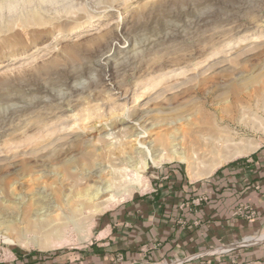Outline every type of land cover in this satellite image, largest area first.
<instances>
[{
    "label": "rangeland",
    "instance_id": "rangeland-1",
    "mask_svg": "<svg viewBox=\"0 0 264 264\" xmlns=\"http://www.w3.org/2000/svg\"><path fill=\"white\" fill-rule=\"evenodd\" d=\"M250 75L258 79L237 85ZM263 103L264 0H0V219L16 228L3 231L12 240L0 236V264H54L90 242L70 224L61 243L41 249L28 217L63 225L72 216L67 202L75 205L73 195L88 183L87 168L134 155L135 136H111L116 147L105 148L101 132L124 121L137 133L146 128L144 140L182 127L188 140L194 131L202 137L229 128L238 142L258 146L219 170L264 149V129L244 123V109L256 112ZM186 116L188 123L178 122ZM84 155L92 168L81 165ZM205 171L150 163L134 176L133 195L105 212L153 191L164 177L203 181L211 175ZM85 214L80 222L91 223L92 237L102 213ZM263 241L264 234L246 239Z\"/></svg>",
    "mask_w": 264,
    "mask_h": 264
},
{
    "label": "crops",
    "instance_id": "crops-1",
    "mask_svg": "<svg viewBox=\"0 0 264 264\" xmlns=\"http://www.w3.org/2000/svg\"><path fill=\"white\" fill-rule=\"evenodd\" d=\"M173 176L102 213L54 264H264V241L246 242L264 234V149L203 181Z\"/></svg>",
    "mask_w": 264,
    "mask_h": 264
},
{
    "label": "bare ground",
    "instance_id": "bare-ground-1",
    "mask_svg": "<svg viewBox=\"0 0 264 264\" xmlns=\"http://www.w3.org/2000/svg\"><path fill=\"white\" fill-rule=\"evenodd\" d=\"M257 79V76L250 75L247 78H240L239 80H237V85L241 87L246 83H254ZM256 107L258 108L256 112H254L252 109L249 110V108L244 109V112H248L246 115L249 116L248 121H245L244 123L249 125L251 124L253 127L264 129V103ZM177 109L180 108L178 107ZM147 112L142 111L141 115H143L144 113L146 114ZM259 112H262L261 116H259ZM141 115L138 114L136 116V126L142 125ZM189 121L190 117L187 116L183 119L180 118L178 120L179 123H188ZM122 122V124L120 123L121 126L118 125L117 127H111L112 131H114L115 128H118L116 131L111 133H109V131L101 132L100 136L98 137L102 139L103 142L105 141V143H107V146H105L106 148L109 145L115 146V143H111L108 141V138L111 136L115 138L122 137L124 135H131V137L135 136L138 145L135 149H133L134 155L131 156L127 153H123L126 156V159L123 158V160H120L121 165L112 162V164L110 165H101V168L97 169L94 172L92 170H89L88 168L86 170L84 169L87 174L84 175L85 178L83 180V184L87 182L88 183L85 184L83 189L78 190L77 193L73 195V200H75L74 202H76L75 205L70 203V200L69 202H67V207H72V216L70 218L66 216L65 218L67 222L62 223L63 225H55L54 223H49V221L46 222L43 217L40 220L34 217H28V230H30L31 232L39 233V236L31 239V241H33L34 244H37L39 248H54L53 246H55L56 243H61V241H63V239L65 238V231L70 224L73 225L74 228L82 234L81 237L84 234L85 241L90 240L91 223L89 224V221L85 224L80 222V219L83 217L87 219L89 218L85 214V211H89L90 215L94 217L95 215L105 212L111 206L125 200L126 197H131L137 190V187L135 185L137 179H135L136 177L134 178V176L139 177V169H146L150 163L157 165L165 161H178L181 163H187L188 165H194V167H196L197 169H200L201 167L205 168L206 166V171L204 174L212 175V173L225 162L249 155L258 148L257 145H253L252 143L246 144L245 142H238L237 134L231 132L229 128H223L219 130L216 129L217 127H215L206 130V132L200 131V133L203 135L202 137L196 135L199 132L194 131L191 132L187 140L185 137L187 133L185 132V128L182 127L181 129L183 134H181V129H176L175 133H166L159 136L156 140L148 141L146 139H143L147 138L146 136H144L148 132L146 128L143 129L142 132L137 133L134 130H131L132 126H125V122ZM176 133H178L179 136H177ZM89 137H91V135L83 136V142L86 149H88V146L92 142ZM135 158L137 161L136 163H134V165L132 164L128 166V168L120 167L123 165L124 161L131 163V161H133ZM90 161L91 160L89 159V157L84 155V160L81 165H84L85 168L87 166L90 167ZM206 163H209L208 166L206 165ZM96 165L100 164H97L95 162L93 166ZM103 172H105V175L107 174L108 177L110 176V178L100 176L103 174ZM63 174L64 176H68L69 171L67 172V170H65ZM130 175L132 176L131 178H129ZM93 178H97L95 179L96 181H94ZM50 216L51 214H49V217ZM1 227L3 229L2 232ZM9 230L16 231L14 222L5 223L0 219V236H3V238L8 241L12 240L13 237H11L12 235L9 236L7 233L3 234V231L9 232Z\"/></svg>",
    "mask_w": 264,
    "mask_h": 264
},
{
    "label": "built area",
    "instance_id": "built-area-1",
    "mask_svg": "<svg viewBox=\"0 0 264 264\" xmlns=\"http://www.w3.org/2000/svg\"><path fill=\"white\" fill-rule=\"evenodd\" d=\"M200 200H201V199H200ZM242 211H243V209H239L237 213H240V212H242Z\"/></svg>",
    "mask_w": 264,
    "mask_h": 264
}]
</instances>
